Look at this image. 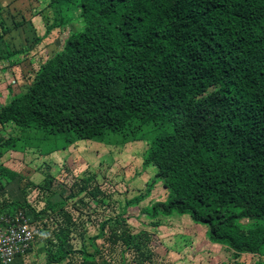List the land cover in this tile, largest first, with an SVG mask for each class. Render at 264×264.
Returning a JSON list of instances; mask_svg holds the SVG:
<instances>
[{"label": "trees", "instance_id": "obj_1", "mask_svg": "<svg viewBox=\"0 0 264 264\" xmlns=\"http://www.w3.org/2000/svg\"><path fill=\"white\" fill-rule=\"evenodd\" d=\"M49 5L59 18L73 17L80 26L39 63L25 91L0 107V126L63 135L69 144L108 134L155 133L142 164L154 169L152 186L159 183L166 197L149 214H188L207 227L211 242L235 256L260 255L264 0H49ZM51 183L33 185L49 193L36 209L26 200H7L0 181L1 213L21 210L33 225L55 223L56 242L46 240L48 264L74 252L69 234L76 223L63 205L79 194L70 188L61 196V187L54 192ZM73 185L92 199L100 193L84 178ZM120 218L112 219L115 227L123 226ZM109 222L98 226L101 235ZM126 232L107 239L129 245Z\"/></svg>", "mask_w": 264, "mask_h": 264}, {"label": "rangeland", "instance_id": "obj_2", "mask_svg": "<svg viewBox=\"0 0 264 264\" xmlns=\"http://www.w3.org/2000/svg\"><path fill=\"white\" fill-rule=\"evenodd\" d=\"M55 10L49 0H0V107L25 91L39 63L57 52L69 32L80 26L73 17L69 22L59 18ZM36 38L38 43L34 42ZM154 134L140 132L135 138L108 134L101 140H74L69 144L63 135L11 123L0 126V162L7 163L1 158L9 156L10 170L20 176L9 181L17 187L15 199L43 208L49 193L33 185L44 187L47 180L52 182V191L61 187V196L70 188L79 193L63 205L76 223V230L70 227L69 234L74 252L51 264H84L86 260L94 264H264V249L260 255L237 257L226 246L211 242L207 227L192 222L188 214H149L152 205L166 197L159 183L152 186L154 169L142 164ZM56 151L68 152L64 161L49 155ZM82 178L100 191L95 199L73 185ZM116 216H121L123 226L113 225ZM106 219L110 222L101 235L98 226ZM42 224H34L31 248L13 264H48L46 240L56 242L51 233L55 223L48 222L47 227ZM242 225L247 226L248 221L242 220ZM123 230L132 235L129 245L121 240L114 244L108 241L109 235Z\"/></svg>", "mask_w": 264, "mask_h": 264}, {"label": "built area", "instance_id": "obj_3", "mask_svg": "<svg viewBox=\"0 0 264 264\" xmlns=\"http://www.w3.org/2000/svg\"><path fill=\"white\" fill-rule=\"evenodd\" d=\"M34 240V225L21 210L0 212V264L23 257Z\"/></svg>", "mask_w": 264, "mask_h": 264}, {"label": "crops", "instance_id": "obj_4", "mask_svg": "<svg viewBox=\"0 0 264 264\" xmlns=\"http://www.w3.org/2000/svg\"><path fill=\"white\" fill-rule=\"evenodd\" d=\"M67 153L68 152H65L64 154L63 153H59V151H56V152H53V153H50L49 155L50 156H52L53 154H55L56 155V157H58L59 159H60V161H64V156L65 155H67ZM11 159V158H10ZM1 160H6V162L7 163H2V162H0V164H2V166L1 167H3V168H0L2 171L0 172V181H1V183L2 184H4L5 185V194H4V196H5V198L8 200L9 198H10V196L12 197V198H14L15 199V197L13 196L14 195V191L16 190V192H17V187H16V189L13 187V185H15V184H11V183H9V181H11V175L12 174H17L16 172H14V171H12V170H10V164H8V160H9V156H6V157H2L1 158ZM7 167V168H6ZM3 174V175H2ZM18 175V174H17ZM6 178V180L8 181V182H5L4 183V178ZM20 177V176H19ZM2 178H3V180H2Z\"/></svg>", "mask_w": 264, "mask_h": 264}]
</instances>
